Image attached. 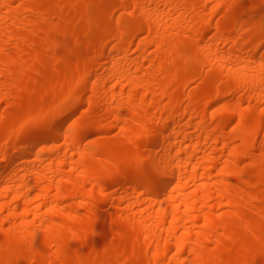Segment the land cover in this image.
<instances>
[{"label":"bare ground","instance_id":"6f19581e","mask_svg":"<svg viewBox=\"0 0 264 264\" xmlns=\"http://www.w3.org/2000/svg\"><path fill=\"white\" fill-rule=\"evenodd\" d=\"M12 97L0 264H264V0H0Z\"/></svg>","mask_w":264,"mask_h":264},{"label":"rangeland","instance_id":"374dc122","mask_svg":"<svg viewBox=\"0 0 264 264\" xmlns=\"http://www.w3.org/2000/svg\"><path fill=\"white\" fill-rule=\"evenodd\" d=\"M70 38H71V35H70V33H63L62 34V36H61V41L62 42H67V41H69L70 40ZM79 55V57H81L82 56V51H79L78 52V54H77V56ZM48 65H50L49 63H48ZM78 65H79V61H76V62H74V63H72V64H69L67 67L66 66H64V65H62V66H60V71H62V72H64V71H67V70H71V71H74L75 69H77L78 68ZM198 80L197 79H195L192 83H191V85H190V88L192 89V88H195L197 85H198ZM15 101V98L14 97H12V98H10L9 100H8V104L7 103H1L0 104V114H2L7 108H10L11 106H9V104H11L12 102H14ZM12 108V107H11ZM23 110V109H22ZM84 112H85V108L84 109H82V110H79L77 113H76V115L74 116L75 118H77L78 116H80V115H83L84 114ZM42 121H47V120H41V122ZM236 125V122H234L233 124H232V126L231 127H234ZM254 134H255V130L252 128V127H249V136H254ZM118 136H119V134H118V130L117 129H113V130H111L109 133H107V134H105V135H103V137H105V138H108V139H116V138H118ZM87 142V141H86ZM86 142H84V143H86ZM256 150H253L252 151V153L253 152H255ZM257 152V151H256ZM241 168L242 169H244L245 170V172L247 173V174H252L253 173V169H251V168H249V166L248 165H242L241 166ZM261 180L264 182V176L261 178ZM254 181H256V180H252V183H254ZM251 189H249V191H250ZM86 211H93V212H97V210L96 209H94V208H90V209H86V208H83V209H81V213H85L86 214ZM221 212H223V210H221V211H219V212H217V213H221ZM262 221H264V216H263V218H260V222L262 223V225L264 224ZM77 230H79V228L77 227ZM234 262V261H233ZM233 262H232V264H233ZM55 264H58V263H55Z\"/></svg>","mask_w":264,"mask_h":264},{"label":"snow or ice","instance_id":"6c2138e0","mask_svg":"<svg viewBox=\"0 0 264 264\" xmlns=\"http://www.w3.org/2000/svg\"><path fill=\"white\" fill-rule=\"evenodd\" d=\"M147 168V166H145Z\"/></svg>","mask_w":264,"mask_h":264}]
</instances>
